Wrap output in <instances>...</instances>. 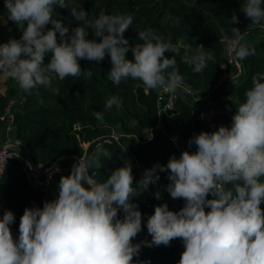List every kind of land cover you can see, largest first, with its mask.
<instances>
[{
  "label": "clouds",
  "instance_id": "9594fccd",
  "mask_svg": "<svg viewBox=\"0 0 264 264\" xmlns=\"http://www.w3.org/2000/svg\"><path fill=\"white\" fill-rule=\"evenodd\" d=\"M4 6L6 17L0 16V23L13 22L22 35L0 43V75L14 80L23 92L42 87L59 96L57 79H90L92 71L82 69L79 61L99 63L106 56L111 63L108 79L115 85L131 78L149 90L175 93L184 83L175 59L181 48L171 38L151 27L138 32L142 43L133 46L125 38L133 23L131 14L101 13L89 19L80 0H4ZM57 8L69 9L78 26L66 25ZM241 12L250 20L247 30L241 33L233 26L239 23L233 13L231 36L226 37L228 56L235 62L255 55V48L241 41L248 32L264 30V0H245ZM129 51L132 59L127 58ZM166 52L173 53L172 58ZM212 58L203 51H185L181 57L193 73L204 71ZM230 79L233 86L238 83L237 76ZM244 95L234 107L230 126L221 124L194 135L188 147L195 145V151L171 155L165 165L145 169L139 181H134L128 162L112 170L104 182L95 178V171L90 175L94 164L101 168L112 158L98 144L69 175L60 177L55 199L24 209L18 239L11 231L14 213L0 214V264H146L134 260L142 243L167 247L174 239L184 248L177 264H264V73L252 77V87ZM121 104L120 97L112 95L104 108L111 111ZM94 116L107 126L102 112ZM138 123L133 120L130 126ZM158 172L167 173L163 191L173 200H183V207L173 211L167 203L156 205L146 221L151 242H134L144 227L134 198L160 181ZM154 196L161 199L162 191Z\"/></svg>",
  "mask_w": 264,
  "mask_h": 264
},
{
  "label": "trees",
  "instance_id": "16d2710c",
  "mask_svg": "<svg viewBox=\"0 0 264 264\" xmlns=\"http://www.w3.org/2000/svg\"><path fill=\"white\" fill-rule=\"evenodd\" d=\"M80 2L88 12L89 19L98 18L101 13L131 14L133 23L124 35L133 46L142 43L137 39L138 32L149 27L158 34L171 38L172 42L181 48L180 55H176L175 59L184 84L196 90L202 102L208 99L207 103L219 106L216 101L221 97H229L240 103L245 99L246 90L252 87V77L257 73H264V32L257 28L248 32L241 41L255 48V55L242 61L247 70L245 79L241 80L242 75L238 79L239 82L233 86L231 80L223 78L225 71L233 73V68L225 65L228 44L226 37L231 36L232 27L230 17L233 13L238 16L239 23L233 26L240 29L241 33L247 30L246 26L250 23L241 12L245 0H80ZM56 12L70 28L78 26L79 22L70 16L69 9L57 8ZM169 16L171 19H166ZM21 35L20 30L16 39ZM89 38H92L91 32ZM185 51L190 55L203 51L213 58L208 60L204 71L193 73L191 68L182 62L181 57ZM165 55L172 58L173 53L166 52ZM127 58L132 59L131 51ZM48 59L49 57L45 58L46 63ZM79 63L82 69L92 71V77L87 80L83 76L66 77L63 81L57 79L54 86L59 87V96L42 87L33 89L29 94L23 92L14 80L5 79L8 89L4 95H0V132L7 120L6 109L10 102L15 100V104L11 105L15 139L25 150L32 169L50 168L57 164L59 158H84L85 145L102 137L115 136L119 146L134 160L140 179L145 169H150L155 164L165 165L171 155L175 154L178 157L184 150L195 151V145L188 147V141L194 135L201 131H214L196 117L191 128L186 130L194 108L191 100L183 93H178L173 115L167 118V128H157L160 121L162 122L158 112L157 91L149 90L140 81L131 78L122 80L119 85L113 84L108 79V72L111 69L108 56L99 63L87 60H81ZM112 95L120 97L122 104L119 109L113 106L112 110L108 111L104 104ZM41 100L43 103H40ZM96 111L103 113L106 127L96 120L94 116ZM133 120L139 122L135 127L130 126ZM222 124L229 126L227 121ZM184 130L186 131L180 139L182 149H179L174 143V138ZM150 134L153 137L151 140L147 138ZM100 145L112 153V158L106 159L101 168L99 165H93L99 181L104 182L112 170L126 165L128 159L117 146L108 142ZM94 152L95 149L91 154ZM158 174L160 181L156 185H150L147 190L149 194L142 192L140 196L134 198L146 220L158 204L167 203L169 209L173 211L177 210L171 205L184 204L183 200H173L166 191H163V187L168 183L167 173ZM38 182L30 177L28 171L17 160L10 164L0 178V214L4 210H11L16 217L15 223L11 225V231L19 234L20 217L26 207H42L45 196L46 200L58 196V182L50 190ZM158 189L162 191V198L159 200L154 196ZM261 207L264 208V204ZM141 238L137 236L134 242H139ZM151 240L150 235L147 242ZM183 250L180 239H174L167 247L163 245L149 247L142 244L140 254L134 257V260L146 264H177Z\"/></svg>",
  "mask_w": 264,
  "mask_h": 264
},
{
  "label": "built area",
  "instance_id": "2783aa9c",
  "mask_svg": "<svg viewBox=\"0 0 264 264\" xmlns=\"http://www.w3.org/2000/svg\"><path fill=\"white\" fill-rule=\"evenodd\" d=\"M264 32V30H262ZM227 53V62L225 65L231 66L233 68V73L230 74L228 72H224L223 78L230 77L231 75L237 76L238 79L243 75V66L242 62L231 61L228 56V44L226 47ZM223 66L225 69L226 66ZM178 93H183L187 96L193 105V110L196 112V118H198L201 122H203L208 128L215 130L218 128L224 121L229 122V126L231 124V117L234 115L233 111H229L228 109L221 108L214 103H202V98L199 96L198 92L189 86L183 85L177 89L175 93L164 92L161 90L158 94V112L161 119L170 118L173 115L174 105L178 96ZM12 101L8 105L6 109V119L12 123L13 121V111L11 109ZM13 127V124H12ZM14 128V127H13ZM157 128H163L162 122L158 124ZM21 143L16 139H11L5 142L0 143V178L3 176L5 170L10 166V164L17 160L20 162L24 168L28 171L31 178L35 181H39L38 183L44 184L46 186L48 176L61 172L62 171V163L65 158H59L57 164H54L50 168H45L43 170H34L31 168L27 157H23L18 150L21 148ZM75 158V157H73ZM80 158H75L76 163ZM44 177V179H40ZM46 196L44 197V200ZM180 207H183L181 205ZM14 238L18 239V233L12 231ZM144 231L138 234V236H143Z\"/></svg>",
  "mask_w": 264,
  "mask_h": 264
},
{
  "label": "crops",
  "instance_id": "0c3cea01",
  "mask_svg": "<svg viewBox=\"0 0 264 264\" xmlns=\"http://www.w3.org/2000/svg\"><path fill=\"white\" fill-rule=\"evenodd\" d=\"M6 12L7 10L4 6V0H0V16L6 17ZM19 31L20 29H18L17 26L11 21H9L6 25L3 23H0V43H5L10 38L16 39ZM224 80H231V79L230 77H226ZM7 89H8V86L5 82V78L3 77V75H0V95H4ZM15 102H16L15 100H12V105H14ZM216 104L222 107L231 108L232 110L235 111L234 107L238 104V102L229 97H221L220 100L216 101ZM166 122H168L167 118H163L162 119L163 128L166 127V124H167ZM11 139H15L14 128L12 127V123L6 120L0 132V140L1 142H5ZM18 152L23 157H26V152L24 149H20L18 150ZM75 163H76L75 158L64 160L62 164V171L48 176L47 184H46L47 189L50 190L54 184L59 182L60 177L62 175H69Z\"/></svg>",
  "mask_w": 264,
  "mask_h": 264
},
{
  "label": "water",
  "instance_id": "95a60500",
  "mask_svg": "<svg viewBox=\"0 0 264 264\" xmlns=\"http://www.w3.org/2000/svg\"><path fill=\"white\" fill-rule=\"evenodd\" d=\"M254 31V30H253ZM242 66H243V77H242V79L241 80H243V79H245V77H246V75H247V70H246V66H244L243 65V63H242ZM239 82V81H238ZM207 101H208V99H205L202 103H207ZM195 117H196V112L193 110V112H192V118H191V121H190V124L188 125V127L186 128V130H189L190 128H191V126H192V124H193V122H194V119H195ZM186 130H184L183 132H181V133H179L177 136H176V138H175V145H176V147H178L179 149H182V144H181V142H180V139H181V137H182V135L185 133V131ZM147 135H148V133H146ZM104 142H108V143H111V144H113L114 146H117L118 147V149L120 150V152H122L126 157H127V159H128V162H129V164L131 165V167H132V171H133V176H134V180L135 181H139V177H138V174H137V169H136V165H135V163H134V160L132 159V157L124 150V149H122L120 146H119V144H118V142H117V140H116V138H115V136H107V137H102V138H99V139H97V140H95L94 142H92L91 144H88L87 146H86V153H85V157H84V159H87L90 155H91V152L96 148V146L99 144H102V143H104ZM95 170H93V169H89V174L91 175V174H93V172H94ZM96 172V171H95ZM96 175H97V173H96ZM95 178H97L98 179V177L96 176ZM143 192H145V193H147V194H149L148 193V191H143ZM175 210H179L180 208H182V207H180V206H176V205H171ZM142 218H143V223H144V234H143V236H142V238H141V240L139 241V242H144V241H147L148 239H149V234H148V232H147V227H146V219H145V217L142 215ZM143 244V243H142Z\"/></svg>",
  "mask_w": 264,
  "mask_h": 264
},
{
  "label": "rangeland",
  "instance_id": "374dc122",
  "mask_svg": "<svg viewBox=\"0 0 264 264\" xmlns=\"http://www.w3.org/2000/svg\"><path fill=\"white\" fill-rule=\"evenodd\" d=\"M87 145H85V147H86Z\"/></svg>",
  "mask_w": 264,
  "mask_h": 264
}]
</instances>
